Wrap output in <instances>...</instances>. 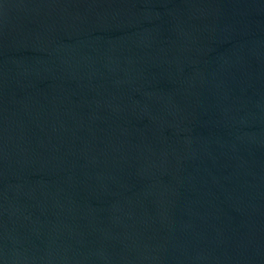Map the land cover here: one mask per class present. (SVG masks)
Segmentation results:
<instances>
[{"label":"water","instance_id":"95a60500","mask_svg":"<svg viewBox=\"0 0 264 264\" xmlns=\"http://www.w3.org/2000/svg\"><path fill=\"white\" fill-rule=\"evenodd\" d=\"M0 264H264V0H0Z\"/></svg>","mask_w":264,"mask_h":264}]
</instances>
